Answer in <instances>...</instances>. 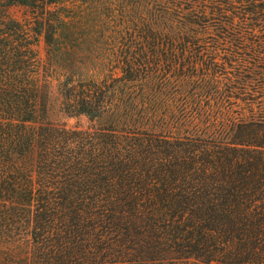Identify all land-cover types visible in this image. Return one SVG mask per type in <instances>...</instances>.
<instances>
[{
  "label": "trees",
  "instance_id": "1",
  "mask_svg": "<svg viewBox=\"0 0 264 264\" xmlns=\"http://www.w3.org/2000/svg\"><path fill=\"white\" fill-rule=\"evenodd\" d=\"M61 1L0 0V214L14 219L19 209L26 227V251L12 264H264V116L181 137L142 125L110 122L90 133L52 122L50 80L68 116L100 118L110 105L109 86L77 80L67 63L64 34L74 23L44 19ZM13 7L28 10L32 23L14 18ZM105 25L92 23L114 33ZM135 59L121 61L127 82L151 66ZM262 60L250 63L264 67ZM230 89L216 87L218 104L229 102Z\"/></svg>",
  "mask_w": 264,
  "mask_h": 264
},
{
  "label": "rangeland",
  "instance_id": "2",
  "mask_svg": "<svg viewBox=\"0 0 264 264\" xmlns=\"http://www.w3.org/2000/svg\"><path fill=\"white\" fill-rule=\"evenodd\" d=\"M262 7L264 0H62L48 7L44 19L53 21L57 16L76 26L72 34H64L69 35L67 63L75 65L76 79L106 84L110 96L100 118L68 116L62 112L64 98L57 81L50 80L49 119L71 131L94 133L114 122L118 130L142 125L181 137L214 133L218 123L228 120L264 116V67L250 63L252 57H264ZM10 13L17 20L32 21L24 8L13 7ZM97 22H105L109 26L103 29L109 27L114 33L103 35L92 26ZM36 50L43 61L44 33ZM128 54L136 58L135 63L143 58L151 63L146 75L130 82L124 80L121 63ZM203 70L210 75L205 84L197 78ZM219 71L224 74L216 77L218 86L213 79ZM188 74L193 76L185 80ZM228 80L242 90L230 89ZM216 87L220 92L230 89L228 103L218 104L222 99ZM16 214L14 219L0 214L4 264H12L11 257L26 251L20 244L26 229L23 212L18 209ZM13 220H18L17 225Z\"/></svg>",
  "mask_w": 264,
  "mask_h": 264
}]
</instances>
